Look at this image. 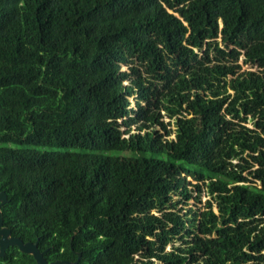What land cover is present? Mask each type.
Here are the masks:
<instances>
[{
	"label": "trees",
	"instance_id": "obj_1",
	"mask_svg": "<svg viewBox=\"0 0 264 264\" xmlns=\"http://www.w3.org/2000/svg\"><path fill=\"white\" fill-rule=\"evenodd\" d=\"M0 192L47 262L264 264V0H0Z\"/></svg>",
	"mask_w": 264,
	"mask_h": 264
},
{
	"label": "water",
	"instance_id": "obj_2",
	"mask_svg": "<svg viewBox=\"0 0 264 264\" xmlns=\"http://www.w3.org/2000/svg\"><path fill=\"white\" fill-rule=\"evenodd\" d=\"M6 202V196L3 192H0V208ZM15 246L19 252L31 255L35 264H47L46 260L43 257L44 252H40L37 248V241L35 243L27 242L23 243L20 239L11 237L10 231L3 227L2 214L0 211V257H3L5 250L9 247ZM80 259V254H78L76 264ZM65 262H51L49 264H64Z\"/></svg>",
	"mask_w": 264,
	"mask_h": 264
},
{
	"label": "rangeland",
	"instance_id": "obj_3",
	"mask_svg": "<svg viewBox=\"0 0 264 264\" xmlns=\"http://www.w3.org/2000/svg\"><path fill=\"white\" fill-rule=\"evenodd\" d=\"M245 69H250V66L249 65H243L242 70H245ZM251 69L254 70L255 68H251ZM187 180L192 181V180H190V178H188ZM206 199H207V196H205L204 193H202L200 196L201 204H197V206L200 207L205 202ZM192 203L193 202H191L190 204H192ZM167 249H169V246L167 247Z\"/></svg>",
	"mask_w": 264,
	"mask_h": 264
},
{
	"label": "flooded vegetation",
	"instance_id": "obj_4",
	"mask_svg": "<svg viewBox=\"0 0 264 264\" xmlns=\"http://www.w3.org/2000/svg\"><path fill=\"white\" fill-rule=\"evenodd\" d=\"M44 257V256H43ZM45 259V258H44ZM46 260V259H45ZM57 261H59V260H57ZM47 262V261H46ZM54 262H56V261H54ZM59 262H65L64 264H73L74 262H69V261H59ZM76 262V261H75ZM49 263H51V262H47V264H49ZM77 264V263H76Z\"/></svg>",
	"mask_w": 264,
	"mask_h": 264
}]
</instances>
